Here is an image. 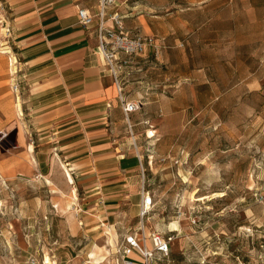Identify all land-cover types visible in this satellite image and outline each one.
Segmentation results:
<instances>
[{"label":"rangeland","instance_id":"1","mask_svg":"<svg viewBox=\"0 0 264 264\" xmlns=\"http://www.w3.org/2000/svg\"><path fill=\"white\" fill-rule=\"evenodd\" d=\"M114 6L128 28L127 19L143 15L167 45L133 57L127 91L153 125L134 127L137 139L123 129L130 143L122 150L143 155V167L128 174L124 207L142 197L143 183L153 193L147 231L174 236L159 264H264V0ZM20 95L0 100V160L17 151L15 121L26 118ZM47 170L0 181V264H98L113 249L109 220L96 227L87 218L95 201L69 181L65 164Z\"/></svg>","mask_w":264,"mask_h":264},{"label":"crops","instance_id":"2","mask_svg":"<svg viewBox=\"0 0 264 264\" xmlns=\"http://www.w3.org/2000/svg\"><path fill=\"white\" fill-rule=\"evenodd\" d=\"M6 2L11 13V36L0 49V100L12 91L9 53L4 50L8 48L18 58L16 76L26 118L15 121L17 151L0 160V181L22 175L45 176L50 164H65L66 176L71 173L74 179L71 183L78 182L88 199L95 201V212L87 218L96 221V227L105 225L106 219L110 223L107 238L113 249L98 264H118L114 248L139 229V221L134 226L129 222L139 214L142 201V197L133 199L131 207H124L130 196L128 174L139 170L143 155L139 150H122L130 143L123 129L128 133L129 124L133 132L141 123H153L140 117L143 102L129 118L126 116L114 77L98 51L99 20L88 26L79 20L80 8L95 13L100 0ZM108 11L121 13L114 5ZM121 15L128 32L155 35L143 15L127 19L129 28L127 16ZM107 24L115 26L111 19ZM136 71L131 63L120 73L122 93L128 101H141L127 91ZM101 199L106 200L105 206L100 204ZM135 206H139V212Z\"/></svg>","mask_w":264,"mask_h":264},{"label":"built area","instance_id":"3","mask_svg":"<svg viewBox=\"0 0 264 264\" xmlns=\"http://www.w3.org/2000/svg\"><path fill=\"white\" fill-rule=\"evenodd\" d=\"M117 0H100L98 11L91 13L85 8L78 11L79 20L84 26H88L96 19L99 20V46L98 51L103 55L107 66L118 87L123 109L129 118L131 112L141 108V101H128L122 93L120 73L132 63L133 57L153 51L161 53L167 47L163 38L155 35H146L140 32L130 33L126 30L123 17L119 12L109 13V7L116 4ZM11 13L6 0H0V26L4 30L7 40L11 36L10 25ZM114 21L115 26H109L108 20ZM10 68L13 75L11 88L17 96L21 92V83L17 79L19 72L18 58L8 48ZM130 128L132 125L129 124ZM140 163L143 161L140 156ZM144 173V168H143ZM142 201L139 212V229L126 236L125 243L120 245L116 251L118 264H159L165 258H169L171 242L174 236L166 237L164 232L153 230L147 231L146 220L155 207L153 193L146 188L145 183L141 188Z\"/></svg>","mask_w":264,"mask_h":264},{"label":"bare ground","instance_id":"4","mask_svg":"<svg viewBox=\"0 0 264 264\" xmlns=\"http://www.w3.org/2000/svg\"><path fill=\"white\" fill-rule=\"evenodd\" d=\"M150 133H153V131L151 130ZM68 176H69V180H70V182H74V179H73L71 173H69ZM76 190H77V189H76ZM74 192H75V191H74ZM46 261L49 262V261H50V258H49V257H46Z\"/></svg>","mask_w":264,"mask_h":264}]
</instances>
